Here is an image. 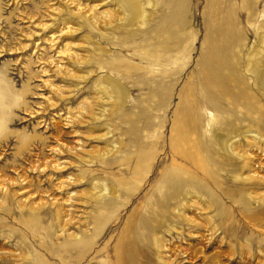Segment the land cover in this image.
Masks as SVG:
<instances>
[{
  "label": "rangeland",
  "instance_id": "1",
  "mask_svg": "<svg viewBox=\"0 0 264 264\" xmlns=\"http://www.w3.org/2000/svg\"><path fill=\"white\" fill-rule=\"evenodd\" d=\"M58 2L0 0V185L16 178L14 185L6 184L7 188L12 185L11 191L20 192L24 187L23 196L30 193L31 199L38 200L46 197L44 188H54L48 190L47 197L57 193L61 200L71 194V186L56 190L54 183L60 176L84 171L78 184L72 185L79 190L74 197L77 200L72 201L75 219L67 224L69 228L65 225L80 235L73 242L59 233L57 222L47 213L53 204H41L43 214L33 223L27 221L26 211H19L14 196L0 195V264H120L126 259L130 264H157L154 235L169 238L166 229L171 231V223L188 235L184 220L156 203L172 159L181 166L186 183L192 182L191 175L199 180L193 189H186L188 202L198 208L191 206L184 212L199 223L195 230L202 235L172 239L174 245L188 248L182 264H210V260L216 264H264V202L259 199L264 182L248 177L243 180L248 173L245 160L222 148L218 140L235 136L234 151L250 154V172L264 175V94L244 70L251 54L257 59L263 56L264 61V0H150L149 5L146 0L141 5L144 28L119 29L109 32L106 39L76 18L83 28L68 40L92 37L101 51L98 64L104 66L84 81L56 72L57 67L71 64L67 51L85 54L87 49L83 38L81 46L66 51L62 50L66 35L51 39L52 33H59V21L52 10ZM81 2L84 5L86 0ZM178 4L184 6L176 13ZM109 7L114 10L115 2ZM65 11L71 16L68 6ZM104 74L120 86L118 101L113 90L109 101H99L94 85ZM211 82L218 83L219 90L205 97L202 90ZM198 91L203 94L201 105L195 98ZM82 102L91 110L102 104L105 108V117L94 128L84 123L89 115L72 123ZM191 111L200 113L198 123ZM249 123L263 140L256 143L243 136L241 131ZM105 128L110 134L100 137ZM81 141L92 152L81 154H91L90 158L105 150L107 141H117L120 146L112 164L110 159L109 165L95 161L79 167L70 149ZM58 146L64 147L59 155L54 153ZM56 158L69 159L71 165L67 163L68 167L57 172L49 165ZM45 162L49 164L44 172L38 170ZM20 175L26 178L22 183L17 182ZM91 178L108 182L119 192L105 208L98 210L89 195ZM194 192L196 196H190ZM62 205L64 212L71 209L70 201ZM141 218H149L155 225L154 235L145 226L136 225ZM230 224L235 231L244 228V232L233 238L221 235L220 230ZM209 227L217 228V239L206 246L203 236ZM260 243L263 254L257 252ZM247 245L253 250L250 260L241 251ZM125 248L120 259L119 253ZM28 251L31 259L21 258L19 254Z\"/></svg>",
  "mask_w": 264,
  "mask_h": 264
},
{
  "label": "bare ground",
  "instance_id": "2",
  "mask_svg": "<svg viewBox=\"0 0 264 264\" xmlns=\"http://www.w3.org/2000/svg\"><path fill=\"white\" fill-rule=\"evenodd\" d=\"M112 1L115 2V9L114 10L111 9L112 7L111 8L109 7V5L111 4ZM144 1H146V0H86V3L83 5V2H81V0H59L58 6L52 8V10L54 11V15H55L54 19H58V21H59V26L57 28V31L59 33H58V35H55V36H54L55 32L52 33L50 35L51 39L53 40L55 37L60 36V35H66L65 38H67V39H65V41H64V43L62 45V48H63L62 50L66 51V50H70L71 47L81 46L82 43H79V41L83 38V39H85L84 41L86 43V45H83V46H87V49H84L85 50V54H81V52L80 53H78V52L75 53V51H73V54H71L69 51H67L68 54H69V56L67 58L71 61V64L70 65H66V66H60L59 68L57 67L56 68V72L58 74L61 73L62 75H65L66 77L71 78V80L72 79H74V80L75 79H80V80L84 81V80H87L96 69L103 70L104 66H101V65L98 64L99 63V58H100L99 57V54H100L99 52H101V51H100L99 47L96 46V44L93 43L94 40L91 41L92 37L83 36L77 42H73V39H71V41H69L70 40V36L75 34L77 30L79 31V30H81L83 28V25L81 23H79L77 20H81L82 22L87 24L89 26L88 28H90V30L98 31V33H100L101 37L104 38V39L109 37V32H114V31L119 30V29H123L122 31L124 32V29L128 30L129 28H133V27L136 28L138 26V28L141 30V28H144V26H142V24L144 22V14L145 13H144L143 10H141V5H143ZM152 2H153V0H152ZM90 3H92V4H90ZM147 3L149 5L150 4V0H147ZM64 5H65V7H64ZM66 6H68L70 8L71 16L67 15L69 13H66V11H65ZM179 6H182V9H183L184 4L183 5L178 4V7H176V9H175L176 13H177L178 10L180 11V7ZM142 7H144V6H142ZM76 18H79V19L75 20ZM153 20H154V18H153ZM45 26H46V23H42V27H45ZM146 26H148V25H146ZM131 31H133V30H131ZM125 32H127V31H125ZM262 36H263V41L262 42L264 43V35H262ZM133 37H135V36H133ZM236 41H237V39H236ZM237 44H238V41H237ZM230 45H231V43H230ZM71 50H73V49H71ZM262 58H263V56H262ZM262 58L261 59H257L256 55L251 54L250 56H248V58L246 60L245 69L244 70H245V74L248 73V75H252L254 77L255 86L257 88H259L262 91V93L264 94V61H261ZM94 65H96L97 68L94 69L93 68ZM85 66H89V69H87V70L82 69V67H85ZM218 87H219L218 83H214L213 84L211 82V85H206L203 88L204 90H202V91H204L205 97H210V96H212L214 94V93L211 94L210 92L218 91L219 90ZM60 88H61V86H60ZM110 90L114 91L115 98H116L115 100L118 101L119 100V95L122 92L120 86L111 79V76L109 77L106 74H104L102 76H99L97 78V81L95 82V85H94V91L97 93L99 101L105 102V103L107 101H109V99H111ZM200 91H198L195 94V98H196V101L199 102V104L201 105V98H202L203 94H201ZM59 92L63 93L61 90H59ZM59 92H58V94H59ZM111 102H113V101H111ZM89 106H90V104H89ZM78 108L81 111L79 112L77 117L76 116L72 117L73 119H75V120H72V123L81 122V121L84 120L83 118H85L86 115H89L90 119L84 121V123L89 124L90 125L89 128H94L95 124L101 122L103 117H105L104 116L105 108L103 107V104L100 105V106L98 105L95 110H91L90 108L86 107V105H84L83 102H82V103H79ZM190 110L191 109H189V111ZM190 114H194V116L196 117V123H198L199 122L198 118H201L200 113H196L194 111H191ZM81 119H83V120H81ZM177 124L179 125V123L174 122V125H177ZM257 132H255V130L252 128V125L250 123H249V125H247L245 127V129L243 131H241V133L243 134L244 137H247L250 140L252 139L254 142L258 143L259 140H263V139L257 134ZM79 133L83 134V131L79 130ZM86 134H88V133H86ZM109 134H110L109 128H107V129L105 128V131L100 135V137L106 138V137H108ZM161 138L162 137H160V139ZM218 140H219L222 148L227 149L232 155H238L240 158H242V160H245L244 163H243V166L247 169L248 173L242 177L243 180H245V178L248 177L250 179L251 178H254V179L256 178V179L264 182V175H259L258 173L250 172V169H251L250 154H248V153L238 154V152L234 151L233 144H234V142H237V140H238L237 138H235V136L219 137ZM83 142L84 141H81V144L78 145V147H75V148L71 147V149H70V152L77 156V159L79 160V162L76 163V165H79V167H81L83 165H85V166L86 165H91L92 163L94 164L95 161H99V162H101V164L103 162V163L109 165L110 163L108 161L110 159H111L110 162L112 164L113 160H114L113 157L118 153L119 146H120V144L117 141H115L113 143L107 141V144L105 146L106 147L105 150H103L102 152H99V154L97 156L93 155V157L91 156L92 158H90L91 154L88 155L89 157L85 156V154H86L85 152H89V151H87V149L84 148ZM96 150H98V149H96ZM63 151H64V147L63 146H58L57 148H54V153H56L58 155L61 152L63 153ZM81 153L82 154L85 153V154L82 155ZM89 153H92V152H89ZM170 153L173 156L175 155V151L172 150V145H171V148H170ZM96 154H97V152H96ZM138 157L141 158L142 155H139ZM188 157L190 158L191 156H188ZM67 163L70 164L69 163V159H68V161L67 160H62L61 161L60 158H56L55 159V163L49 164L48 162H45L42 166H39L41 169L39 167L37 169L43 171V169L46 168L48 164L52 168H54L56 170L57 169H64V168L68 167ZM72 164H75V162L72 163ZM60 171H62V170H60ZM57 172H58V170H57ZM181 172H182L181 166L179 164H176L173 161V159H172L171 166L169 167V171H168V168H166V172H165L164 176L163 177L161 176L163 178L164 182H165V185H163V188H162L163 190L161 191V193L159 195V200L156 203L160 207L165 208L168 211H172L174 216H176V218L178 217L179 219L184 220V222L187 225L186 234H188V235H185V236H187L188 238L189 237H191V238L193 237L194 238V237H197L198 235H200V236L202 235V234H198V232H197L198 230L197 231L195 230L196 225H198L199 223L194 221L191 217H188L185 214L184 210L189 208V207H191V206H194L193 203H189L188 200H187L189 196H188V193H187L186 189H187V187H190V188L193 189V187H195V186H197V184H199L198 183L199 180L197 179L198 180V182H197L195 176L191 175L190 179L192 180V182L190 183L188 181V183H186L185 180H183V178H182ZM84 175H85V172L82 171L79 174H74V173L71 172V173H69L66 176H60L61 178H59V180H57V182L54 183L56 190H62L64 188L69 189V187L71 186V194L65 195V197L64 198L62 197L63 199H61V200L58 199V195L55 196V194H57V193H55L54 196L51 195L52 197H49L50 195L48 194L49 193L48 190H50L51 188L47 189V190L44 188L43 189L44 193H45V191L47 192V193H45L46 197L41 198L43 196H40L38 198V200L31 199V194L30 193H28L26 196H23L22 192L25 191L24 187H22L23 189H21L23 191H20V192H19V189H14L13 191H11L10 187L12 185L10 184L9 188H7V185H9V183H12V181H15L16 178L12 179V180H10L11 179L10 178V179L6 180L7 181L6 182L7 185L4 184V182L0 185V193H1L0 195L4 196V197H5V195L14 196L15 197V199H14L15 203H16L18 209H20L19 211L21 213L26 211V213H27V217H26L27 221H30V222L34 221V220L35 221L39 220V217H40V215L42 213V211L40 212V209H39V208H41L40 207L41 204L44 205V202H46V201H47V203L50 206L53 204L51 210H48L47 213L50 215L51 218H53L57 222L56 224L58 225V228H56V229H58L59 233H63L66 236V239L73 241V240H77V236L80 235V234H77V232H74L73 230H68L69 227L67 226V224L71 225V222H73V220L75 219V217H74L75 215H73L74 214L73 213L74 206L72 208V204H73L72 201L74 200V202H75V200H77L74 197L79 192V190H76V189L72 188L73 187L72 185L78 184L77 181L78 180L80 181V179H82ZM20 176H19L20 179L18 178L17 182L20 181V183H22V182H24V180L26 178L22 177V175H20ZM250 181H252V180H250ZM257 182H259V181H257ZM74 183H76V184H74ZM89 184H91V187H92V193L91 194L89 193V195L92 198V201L94 202V204L96 205L98 210L101 209V208H105L106 204L109 203L110 201H112L113 199H115L118 196V194H119V192H117V190L113 189L112 187H110L108 185V182H104V181H101V180L96 179V178H91ZM21 186H23V185L21 184ZM52 187H53V185H52ZM25 189H26V187H25ZM52 189H53V191H55L54 188H52ZM39 191H41V190H39ZM53 191H52L51 194H53ZM44 193L42 195H44ZM39 194H41V193H39ZM47 195H49V196L47 197ZM191 195L192 196L193 195L196 196V193L194 192V193L190 194V196ZM259 197H260L259 199L264 202V191L260 192ZM91 198H90V200H91ZM1 199L3 200V197L0 198V201H2ZM259 199H257V200H259ZM64 201H67V202L70 201V205H71V209H66V212L63 211L64 209L62 210V207L64 205L61 206V202H64ZM192 202H194V201H192ZM84 203H87V201L85 200ZM67 207H68V205H67ZM194 207L198 208L196 206H194ZM24 219L25 218H22L23 222H24ZM96 219H97V217H96ZM35 221L33 223H35ZM74 224H72V225H74ZM175 224H173V223L169 224V228L171 229V231L166 229V232L168 234H170L171 236L169 238H165V237H163L161 235H156L155 236L153 234V229H154L155 225H153L151 222H149V218H146V219L141 218L136 223V225H138V226L139 225L145 226L148 229V231L152 232V234L154 235V237H153L154 240L153 241H154L155 249H156L154 254H155V259L157 260V264H182L184 261L187 260V259L185 260L184 258H185V256L188 253V248L184 249V248H181V247H179L177 245H174V243H172V241H173L172 239L177 240V241L178 240L180 241V238L187 239V238H185V236H184L185 233L180 228V226H176ZM65 225L68 228L65 227ZM184 225L185 224H183V226ZM238 229L239 230L235 231L236 229H234L233 225L230 224L229 226H226L225 228H222L220 231L222 232L221 235H225L228 238H233V237H235L236 233H238V232L243 233L244 232V228L243 229L238 228ZM206 231H207V233L204 234L205 236H203V238L205 237V239H206L205 241L207 242L206 246H207V245H210V244L214 243L215 239H217V238L214 237L215 236L214 234L216 233L217 228L209 227V228L206 229ZM172 232H174L175 234H173ZM59 233H57L58 234L57 236H59ZM83 234H85V232ZM83 234H81V237H83ZM221 235L219 236V240H221ZM84 237H85V235H84ZM87 238H89V237H87ZM82 239H84V238H82ZM78 241H76V242H78ZM84 241H86V239ZM4 242H6V241H4ZM24 242L26 244V241H24ZM87 242L89 244V241H87ZM225 242H227V241H225ZM7 243H9V242H7ZM80 243H82V244H80ZM80 243L78 242V244H80V245L84 244L81 241H80ZM222 243H223V241H222ZM66 244L68 245V243H66ZM69 244H72V243H69ZM154 244L152 246H154ZM75 245H77V244H75ZM73 247H75V246H73ZM256 247H258L257 248L258 249L257 252L262 253L260 247H263V245L260 243ZM243 248L241 249V251H244L245 253H247L248 254V256H247L248 258L247 259L250 260V258L253 256V250L248 245L243 247ZM165 250H169V252L171 251L172 254L166 253ZM233 250H235V249H233ZM1 251L3 252L4 250L1 249ZM230 251L233 252V253L235 252V251H232V249H230ZM125 252H126V248L123 249L121 254L119 253L120 259H122L121 257H123ZM8 253L9 252H6V254H8ZM30 253L28 251L25 255H23V254L21 255L19 253L18 254L23 259H31V258H29L30 257ZM6 254H4V255H6ZM15 255H17V254H15ZM213 256H214V254H213ZM213 256H209V257H211V259H214L215 256L214 257ZM9 257H11V256L9 255ZM247 259H246V261H247ZM210 261H211L210 264H216L214 260H210ZM154 263L156 264V262H154ZM120 264H130V261L126 259L124 261H120Z\"/></svg>",
  "mask_w": 264,
  "mask_h": 264
}]
</instances>
